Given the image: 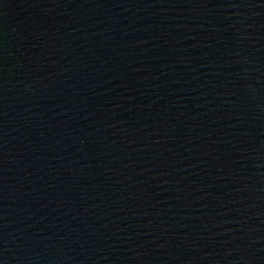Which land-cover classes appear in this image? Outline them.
<instances>
[{
	"label": "water",
	"instance_id": "obj_1",
	"mask_svg": "<svg viewBox=\"0 0 264 264\" xmlns=\"http://www.w3.org/2000/svg\"><path fill=\"white\" fill-rule=\"evenodd\" d=\"M0 264H264V0H0Z\"/></svg>",
	"mask_w": 264,
	"mask_h": 264
}]
</instances>
